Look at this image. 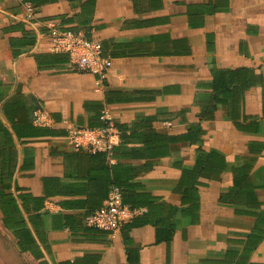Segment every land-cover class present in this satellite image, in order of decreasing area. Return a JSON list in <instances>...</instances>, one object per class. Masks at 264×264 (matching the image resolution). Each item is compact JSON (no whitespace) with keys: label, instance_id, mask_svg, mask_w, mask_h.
I'll return each instance as SVG.
<instances>
[{"label":"crops","instance_id":"0c3cea01","mask_svg":"<svg viewBox=\"0 0 264 264\" xmlns=\"http://www.w3.org/2000/svg\"><path fill=\"white\" fill-rule=\"evenodd\" d=\"M50 27L100 42L101 83ZM103 107L112 161L64 140ZM0 230L39 264H264V0H0Z\"/></svg>","mask_w":264,"mask_h":264},{"label":"built area","instance_id":"2783aa9c","mask_svg":"<svg viewBox=\"0 0 264 264\" xmlns=\"http://www.w3.org/2000/svg\"><path fill=\"white\" fill-rule=\"evenodd\" d=\"M23 7V21L34 25L37 19L32 4L25 1ZM48 38L53 50L66 52L75 68L96 75L97 83H101L107 58L102 55L99 41L86 38L79 32L56 27L49 28ZM98 119L101 122L99 127L73 125L67 127L64 140L73 150L86 149L91 153L102 152L108 161H112L111 137L117 129L107 108L100 109ZM138 213V210L123 202L120 187L111 185L102 205L87 216V224L95 229L114 234Z\"/></svg>","mask_w":264,"mask_h":264},{"label":"rangeland","instance_id":"374dc122","mask_svg":"<svg viewBox=\"0 0 264 264\" xmlns=\"http://www.w3.org/2000/svg\"><path fill=\"white\" fill-rule=\"evenodd\" d=\"M2 245V246H1ZM0 264H39L14 250L12 242L0 230Z\"/></svg>","mask_w":264,"mask_h":264},{"label":"trees","instance_id":"16d2710c","mask_svg":"<svg viewBox=\"0 0 264 264\" xmlns=\"http://www.w3.org/2000/svg\"><path fill=\"white\" fill-rule=\"evenodd\" d=\"M28 2H29V1H28ZM30 3H31V2H30ZM31 4H32V3H31ZM32 6H33V5H32ZM33 8H34V10H35V7H34V6H33ZM72 31H73V30H72ZM74 32H77V31H74ZM84 36H85V35H84ZM85 37L88 38L87 36H85ZM99 112H100V111H99ZM96 153H102V152H96ZM102 154L105 155L104 153H102ZM111 185H116V184H111ZM111 185H110V186H111ZM116 186H118V185H116ZM118 187H120V186H118ZM120 189H121V188H120ZM107 192H108V191H107ZM121 194H122V192H121ZM122 200H123V199H122ZM130 207H131V206H130ZM131 208H132V207H131ZM127 223H129V222H127ZM127 223H125L124 225H126ZM124 225H123V226H124ZM123 226H122V227H123ZM122 227H121V229H122ZM121 229H120V230H121Z\"/></svg>","mask_w":264,"mask_h":264}]
</instances>
